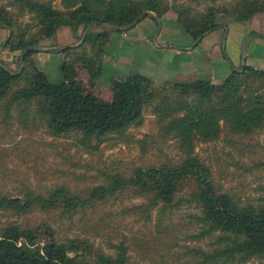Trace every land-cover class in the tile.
Masks as SVG:
<instances>
[{
    "label": "trees",
    "instance_id": "16d2710c",
    "mask_svg": "<svg viewBox=\"0 0 264 264\" xmlns=\"http://www.w3.org/2000/svg\"><path fill=\"white\" fill-rule=\"evenodd\" d=\"M16 1L20 11L38 18L40 26L67 27L82 42L57 50L65 55L60 65L64 80L55 82L32 61L39 52L35 40L26 37V31L17 32L15 20L0 6V27L11 30L8 44L22 51L23 63L22 70L14 73L0 60L1 108L6 111L15 104L35 103L39 118L52 136L78 134L83 141L91 142L110 134L123 135L130 127L140 125L147 107L159 99L155 113L168 121L169 130L186 148L187 156L178 164L137 168L129 176L115 175L107 185L95 187L87 199L62 187L48 195L28 190L24 199L0 195V208L18 214L36 207L72 212L94 199L132 190L148 200L145 207L149 211L159 203L175 206L178 194L190 187L192 201L200 208L208 233L224 234L233 253H244L247 258L264 255V202L241 205L217 186L211 170L193 155L197 142L217 139L224 130L222 126L233 134H250L264 124V70L244 65L243 69H234L222 84L197 79L155 85L149 77L136 73L112 79L111 100L91 90L103 74L102 55L112 29L125 31L147 17L159 19L174 9L177 21L195 42H200L206 34L225 28L218 14L246 22L264 12V0H235L221 8L209 7L201 15H194L188 6L171 7L166 0H61L62 8L40 0ZM104 25L113 28L95 30ZM78 66L89 73V85L78 78ZM171 90L178 96H162ZM42 234L52 237L51 242L43 247L39 258L28 256L24 247L37 244ZM80 246L75 242L58 243L49 226L27 229L10 224L0 234V264H130L124 252L89 262L79 256Z\"/></svg>",
    "mask_w": 264,
    "mask_h": 264
},
{
    "label": "rangeland",
    "instance_id": "374dc122",
    "mask_svg": "<svg viewBox=\"0 0 264 264\" xmlns=\"http://www.w3.org/2000/svg\"><path fill=\"white\" fill-rule=\"evenodd\" d=\"M40 1L62 8L61 0ZM233 1L166 0L171 7H190L194 15ZM0 6L15 20L17 32L26 31V37L35 40L38 48L57 46L55 50H60L70 46L68 43L72 38L64 33L66 27L40 26L34 14L20 11L16 0H0ZM168 12L175 14L174 9ZM218 18L225 28L233 21L223 14H218ZM112 28L104 25L95 30ZM11 37L10 29L0 27V60L12 72L18 73L23 67L22 51L11 48L8 44ZM58 53L65 56L61 51ZM39 55L35 53L32 61L48 74L52 59L49 54H43L41 58ZM55 65L57 67L53 65L49 78L62 82L60 65ZM257 69L264 70V67ZM77 74L89 85V73L85 68L78 66ZM103 74L91 90L101 98L111 100L112 80L103 82ZM254 84L258 86L259 82ZM164 95L175 98L178 92L171 90ZM159 101H153L147 107L140 125L130 127L123 135L110 134L91 142L83 141L78 134L52 136L39 118L35 103L15 104L6 111L0 104V195L24 199L28 190L48 195L62 187L87 199L95 187L107 185L115 175L129 176L137 168L181 163L187 156L186 148L173 137L168 121L155 113L154 106ZM222 127L224 130L217 139L199 140L193 155L211 170L217 186L241 205L263 204L264 124L250 134H233ZM191 192L192 188L186 187L178 194L175 206L159 203L149 211L145 207L148 200L132 190L94 199L72 212L63 208L45 211L36 207L18 214L0 208V234L10 224L27 229L49 226L58 243L81 244L78 254L89 262L96 261L99 256L116 257L124 252L130 264H264L263 254L247 258L244 253H233L232 244L224 234L220 231L208 233ZM50 238L42 234L37 244L24 247L26 254L39 258L43 247L51 242Z\"/></svg>",
    "mask_w": 264,
    "mask_h": 264
},
{
    "label": "crops",
    "instance_id": "0c3cea01",
    "mask_svg": "<svg viewBox=\"0 0 264 264\" xmlns=\"http://www.w3.org/2000/svg\"><path fill=\"white\" fill-rule=\"evenodd\" d=\"M63 29L72 38L69 45L82 42L69 28ZM55 49L57 46L38 49L40 58L49 54L52 59L48 77L52 67L64 60ZM103 54V82L140 73L158 85L197 79L218 84L244 65L264 67V12L247 22L231 21L200 42L194 41L172 12L159 19L147 17L128 30L112 29Z\"/></svg>",
    "mask_w": 264,
    "mask_h": 264
}]
</instances>
